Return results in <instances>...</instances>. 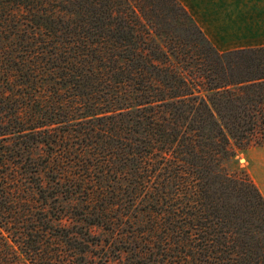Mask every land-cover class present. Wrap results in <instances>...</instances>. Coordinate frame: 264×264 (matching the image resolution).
I'll return each instance as SVG.
<instances>
[{"label":"trees","instance_id":"obj_1","mask_svg":"<svg viewBox=\"0 0 264 264\" xmlns=\"http://www.w3.org/2000/svg\"><path fill=\"white\" fill-rule=\"evenodd\" d=\"M5 101L3 193L32 258L63 257L64 201L75 234L107 232L106 262L264 264V197L226 164L264 144V46L218 51L177 0H0Z\"/></svg>","mask_w":264,"mask_h":264},{"label":"rangeland","instance_id":"obj_2","mask_svg":"<svg viewBox=\"0 0 264 264\" xmlns=\"http://www.w3.org/2000/svg\"><path fill=\"white\" fill-rule=\"evenodd\" d=\"M177 1L182 4V0ZM8 107L7 101L0 103V112L3 114L2 116H8ZM7 141H10L9 135L0 137V151L3 150L5 146L10 145L7 144ZM6 154H9V152H6ZM226 164L227 169L230 171L236 169L243 170L255 183L264 197V144L253 143L245 149H238L233 158L227 161ZM2 170L5 169L0 166V205L5 207V209L3 208L4 213L0 215V264H46L45 257H43L45 262H42V259H35L29 255L30 250L28 247L31 243L35 244L36 238L33 236L28 237L27 235V228L29 226L28 215H19L18 219L15 220L14 217H11L10 211H7V207L11 202L9 196L3 193L8 190V188L2 187L8 183V180L6 177H2ZM55 203L56 205L54 206L56 207L49 209L50 215L54 218L55 214H60L61 218L60 220L53 219V226L50 225L49 231L52 232L50 236L54 238V244L49 245V248L51 252L57 251V249L62 250L64 252L62 257L64 260L62 258H52L50 264H69L73 260H78L80 250L86 251V256L81 262L86 261L88 263H93L94 261V264H103L101 261L104 259V264H120L116 260L105 261V259L110 260L109 257L106 258V256L110 254L108 245L105 241L108 238L106 231L100 227L93 226L90 228L88 236L82 233L75 234L74 232L78 230L85 232V229H87L86 225L82 223L81 219H79L78 215L74 212L75 209H72L68 203L64 201ZM35 207H39V203H36ZM33 215L34 219L39 222V228L45 230L47 228V223L44 219H39L43 218V215L39 213H33ZM64 234H68V237H65ZM92 238L100 240V242L97 241L98 245H92ZM41 254H43V256L44 254L47 255V253L44 252H41ZM68 254L74 255L75 259ZM69 260L70 262H68Z\"/></svg>","mask_w":264,"mask_h":264},{"label":"crops","instance_id":"obj_3","mask_svg":"<svg viewBox=\"0 0 264 264\" xmlns=\"http://www.w3.org/2000/svg\"><path fill=\"white\" fill-rule=\"evenodd\" d=\"M219 51L264 46V0H182Z\"/></svg>","mask_w":264,"mask_h":264}]
</instances>
